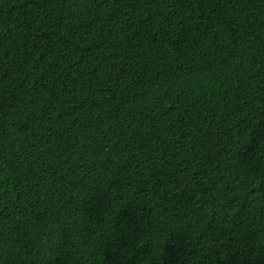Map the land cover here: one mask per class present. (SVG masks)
Segmentation results:
<instances>
[{
  "label": "trees",
  "instance_id": "trees-1",
  "mask_svg": "<svg viewBox=\"0 0 264 264\" xmlns=\"http://www.w3.org/2000/svg\"><path fill=\"white\" fill-rule=\"evenodd\" d=\"M0 264H264V0H0Z\"/></svg>",
  "mask_w": 264,
  "mask_h": 264
},
{
  "label": "clouds",
  "instance_id": "clouds-1",
  "mask_svg": "<svg viewBox=\"0 0 264 264\" xmlns=\"http://www.w3.org/2000/svg\"><path fill=\"white\" fill-rule=\"evenodd\" d=\"M6 246L5 245H0V248H5Z\"/></svg>",
  "mask_w": 264,
  "mask_h": 264
}]
</instances>
